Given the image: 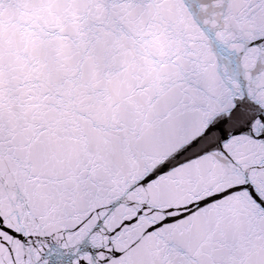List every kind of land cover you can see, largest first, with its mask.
<instances>
[{"label": "snow or ice", "instance_id": "snow-or-ice-1", "mask_svg": "<svg viewBox=\"0 0 264 264\" xmlns=\"http://www.w3.org/2000/svg\"><path fill=\"white\" fill-rule=\"evenodd\" d=\"M0 264H264V0H0Z\"/></svg>", "mask_w": 264, "mask_h": 264}]
</instances>
